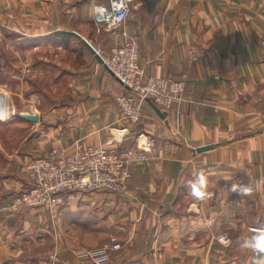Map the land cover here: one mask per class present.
I'll use <instances>...</instances> for the list:
<instances>
[{"label":"crops","instance_id":"1","mask_svg":"<svg viewBox=\"0 0 264 264\" xmlns=\"http://www.w3.org/2000/svg\"><path fill=\"white\" fill-rule=\"evenodd\" d=\"M1 1L0 39H58L80 64L71 96L32 122L20 174L0 179V264H92L79 256L113 243L122 249L108 264H264V0H131L125 29L139 44L144 77L188 82L165 118L147 103L128 126L116 103L126 88L79 40L58 33L98 48L94 13L105 1ZM139 133L155 147L133 167L127 193L64 194L53 209L14 206L32 158L109 141L122 151ZM205 146L213 149L198 152ZM102 231L99 245L84 238ZM226 232L230 248L216 240Z\"/></svg>","mask_w":264,"mask_h":264},{"label":"built area","instance_id":"2","mask_svg":"<svg viewBox=\"0 0 264 264\" xmlns=\"http://www.w3.org/2000/svg\"><path fill=\"white\" fill-rule=\"evenodd\" d=\"M95 1H106L107 6L97 10L94 17L115 41L107 57L100 50L97 51L103 57L107 69L127 90L116 99L123 125L140 122L148 99L163 113H168L182 100L188 76L183 75L178 80L144 77V71L139 65V44L129 37L125 29L131 12V0ZM1 95L0 93V97ZM154 147L155 140L144 133L137 134L135 144L122 151L114 147L113 141L105 146H55L48 156L32 159L26 165L28 189L17 196L14 206L53 209L64 194H125L134 177L133 167L148 162ZM216 240L224 248L233 245L228 233L219 234ZM120 249V243H113L85 252L79 257L90 259L92 264H108L111 262L112 252Z\"/></svg>","mask_w":264,"mask_h":264},{"label":"rangeland","instance_id":"3","mask_svg":"<svg viewBox=\"0 0 264 264\" xmlns=\"http://www.w3.org/2000/svg\"><path fill=\"white\" fill-rule=\"evenodd\" d=\"M92 37L93 44L98 47L96 49L107 57L109 51L104 50L103 45L110 43V33L99 24ZM74 56L70 49L60 48L58 39L31 41L30 37L26 39L14 34L0 39V103L10 100L15 111L10 120L0 118V179L20 174L17 170L19 157L29 150L26 142L33 124L21 118L20 114L51 113L71 96L72 67L80 64ZM229 236L233 241L231 233ZM84 238L89 239V244L97 241L99 245L105 239V232L95 237L87 232Z\"/></svg>","mask_w":264,"mask_h":264},{"label":"water","instance_id":"4","mask_svg":"<svg viewBox=\"0 0 264 264\" xmlns=\"http://www.w3.org/2000/svg\"><path fill=\"white\" fill-rule=\"evenodd\" d=\"M59 34L65 35V36H69L72 38H75L77 40H79L96 58V60L103 66L106 67L105 63H104V59L103 57L98 53L97 49L85 38H83L80 34L73 32V31H59ZM113 75V74H112ZM147 103L151 104V106L153 107V109L155 110V112L161 117V118H165L166 117V113H163L160 108L158 106H156L152 100L148 99ZM20 117L30 121V122H34L37 123L39 122V116L38 115H33V114H28V113H22L20 114ZM213 146H205L202 148H198V152H206L209 150H212Z\"/></svg>","mask_w":264,"mask_h":264},{"label":"bare ground","instance_id":"5","mask_svg":"<svg viewBox=\"0 0 264 264\" xmlns=\"http://www.w3.org/2000/svg\"><path fill=\"white\" fill-rule=\"evenodd\" d=\"M13 114H15V111L11 107L10 100L8 101L5 100L0 103V118H5L7 120H10Z\"/></svg>","mask_w":264,"mask_h":264},{"label":"clouds","instance_id":"6","mask_svg":"<svg viewBox=\"0 0 264 264\" xmlns=\"http://www.w3.org/2000/svg\"><path fill=\"white\" fill-rule=\"evenodd\" d=\"M198 183H199V185L201 187L204 186L205 181H204V177L202 175L199 177ZM233 190H235V188H233ZM244 192H245V194H247L248 192H250V189L249 188H245ZM198 193H199V195H198ZM192 194L195 195V196H200L201 195V192L197 189V186L195 184L192 185ZM262 239H264V238H262Z\"/></svg>","mask_w":264,"mask_h":264},{"label":"trees","instance_id":"7","mask_svg":"<svg viewBox=\"0 0 264 264\" xmlns=\"http://www.w3.org/2000/svg\"><path fill=\"white\" fill-rule=\"evenodd\" d=\"M104 4V7H106L107 5H106V1L103 3ZM37 41H40V40H37Z\"/></svg>","mask_w":264,"mask_h":264},{"label":"snow or ice","instance_id":"8","mask_svg":"<svg viewBox=\"0 0 264 264\" xmlns=\"http://www.w3.org/2000/svg\"><path fill=\"white\" fill-rule=\"evenodd\" d=\"M198 195H199V193H198Z\"/></svg>","mask_w":264,"mask_h":264}]
</instances>
